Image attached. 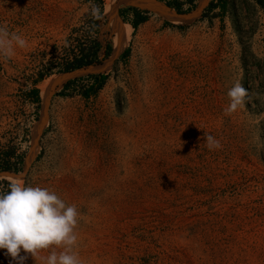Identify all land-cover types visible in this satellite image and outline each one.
Wrapping results in <instances>:
<instances>
[{
  "label": "rangeland",
  "instance_id": "1",
  "mask_svg": "<svg viewBox=\"0 0 264 264\" xmlns=\"http://www.w3.org/2000/svg\"><path fill=\"white\" fill-rule=\"evenodd\" d=\"M103 1L100 15L98 0H0V26L27 42L0 56V150L23 154L19 172H0V192L20 176L76 205L74 250L84 264H264L262 10L229 0L226 13L204 17L212 0H198L183 21L160 0ZM129 7L150 12L137 30L130 11L121 15ZM99 17L110 55L55 68L35 86ZM115 22L130 30L118 53ZM91 74L108 75L96 92ZM237 82L247 95L226 115ZM208 134L220 149H208ZM0 264L16 261L0 249ZM23 264L41 261L29 255Z\"/></svg>",
  "mask_w": 264,
  "mask_h": 264
},
{
  "label": "clouds",
  "instance_id": "2",
  "mask_svg": "<svg viewBox=\"0 0 264 264\" xmlns=\"http://www.w3.org/2000/svg\"><path fill=\"white\" fill-rule=\"evenodd\" d=\"M26 44L20 35L10 33L6 25L0 26V56L11 58L15 46L24 48ZM246 95L247 90L240 83L234 84L227 92L229 104L225 114L242 107ZM204 138L209 150L222 147L214 136L208 134ZM258 146L264 147V143ZM79 216L76 205L66 204L54 191L26 185L22 177L14 176L9 190L0 192V249L6 250L16 264H23L29 255L41 264H84L74 250ZM41 252L48 254L41 256Z\"/></svg>",
  "mask_w": 264,
  "mask_h": 264
},
{
  "label": "trees",
  "instance_id": "3",
  "mask_svg": "<svg viewBox=\"0 0 264 264\" xmlns=\"http://www.w3.org/2000/svg\"><path fill=\"white\" fill-rule=\"evenodd\" d=\"M163 1L168 7L174 9L179 14H187L193 12L198 6V0H160ZM254 1L262 10L264 14V0H252ZM100 3V12L103 13V0H98ZM229 0H212L208 7L205 9L204 17L208 16L209 13L215 11L217 8H221V13H226L229 5ZM132 13V18L129 23L134 27L135 30L138 27L147 22L150 18L148 10H140L135 7H129L121 10V15L127 12ZM219 16L221 14H214ZM100 17L96 18L93 22H87L83 25V32L78 36L71 38L73 42L70 43L68 47L64 49L61 57L56 58L52 63L49 64L45 69L38 73V78L35 80V86L42 81L45 77L54 73L55 68L59 72H71L83 67L101 63L103 58H107L111 53V45H107L104 48L102 41L99 39L100 33ZM88 24V25H87ZM86 28L93 31H86ZM93 33V34H91ZM105 49V50H104ZM128 50L124 52L126 55ZM104 53V57H102ZM90 86L88 90H93L94 92L101 89L108 75L106 74H91L89 76ZM77 80H71L66 85L65 88L70 87ZM30 94L33 96V100L39 106L41 103L40 90L35 87L31 89ZM23 162V154L18 153L16 147L12 146L8 149L0 150V172L10 171L19 172L21 169V164Z\"/></svg>",
  "mask_w": 264,
  "mask_h": 264
},
{
  "label": "bare ground",
  "instance_id": "4",
  "mask_svg": "<svg viewBox=\"0 0 264 264\" xmlns=\"http://www.w3.org/2000/svg\"><path fill=\"white\" fill-rule=\"evenodd\" d=\"M108 7H109V10L112 9V11H110V12H113L112 2H111V4L108 5ZM177 16L183 17L181 15H177ZM113 24H114V32L116 34V37L114 39V44H113L114 45V52L118 53L122 49V47H123V45L125 43V40H127V38L129 37L130 30L125 28L119 22H115ZM103 66L104 65H100V66H98V68H102ZM56 82H58V79L47 81V82L43 83L42 87L45 90L49 89L50 87L54 86Z\"/></svg>",
  "mask_w": 264,
  "mask_h": 264
},
{
  "label": "water",
  "instance_id": "5",
  "mask_svg": "<svg viewBox=\"0 0 264 264\" xmlns=\"http://www.w3.org/2000/svg\"><path fill=\"white\" fill-rule=\"evenodd\" d=\"M158 9H160V11H163V12L167 13V10L165 9V7L159 6ZM177 14H178V13H177ZM181 16H184V17H183V21H190V20H191V18L186 17L187 14H183V15H181Z\"/></svg>",
  "mask_w": 264,
  "mask_h": 264
}]
</instances>
